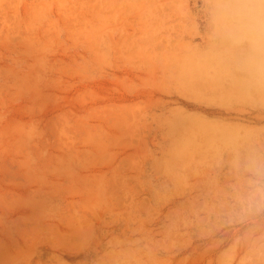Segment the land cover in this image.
I'll use <instances>...</instances> for the list:
<instances>
[{
  "label": "rangeland",
  "instance_id": "rangeland-1",
  "mask_svg": "<svg viewBox=\"0 0 264 264\" xmlns=\"http://www.w3.org/2000/svg\"><path fill=\"white\" fill-rule=\"evenodd\" d=\"M245 2L0 0V264H264Z\"/></svg>",
  "mask_w": 264,
  "mask_h": 264
},
{
  "label": "bare ground",
  "instance_id": "bare-ground-1",
  "mask_svg": "<svg viewBox=\"0 0 264 264\" xmlns=\"http://www.w3.org/2000/svg\"><path fill=\"white\" fill-rule=\"evenodd\" d=\"M247 6L245 7V12L246 14H249L255 10H257L258 14H261L260 16H264V7L262 8L261 5L264 6V0H248V3H244ZM242 49L241 52V57H240V63L242 65H249L251 66H257L258 69H262L264 71V56L259 57L258 55L255 54L256 51L260 50V47L256 44H250L247 45L244 49ZM264 54V52H263Z\"/></svg>",
  "mask_w": 264,
  "mask_h": 264
},
{
  "label": "clouds",
  "instance_id": "clouds-1",
  "mask_svg": "<svg viewBox=\"0 0 264 264\" xmlns=\"http://www.w3.org/2000/svg\"><path fill=\"white\" fill-rule=\"evenodd\" d=\"M253 179L250 181V187L252 190L253 197H264V182H262V177H264V165L259 162H254L253 168L251 169ZM259 203V201H256ZM252 204H249V210H251Z\"/></svg>",
  "mask_w": 264,
  "mask_h": 264
}]
</instances>
